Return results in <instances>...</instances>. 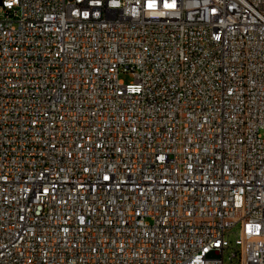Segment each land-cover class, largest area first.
<instances>
[{"label": "built area", "instance_id": "built-area-1", "mask_svg": "<svg viewBox=\"0 0 264 264\" xmlns=\"http://www.w3.org/2000/svg\"><path fill=\"white\" fill-rule=\"evenodd\" d=\"M0 264H264V0H0Z\"/></svg>", "mask_w": 264, "mask_h": 264}, {"label": "rangeland", "instance_id": "rangeland-1", "mask_svg": "<svg viewBox=\"0 0 264 264\" xmlns=\"http://www.w3.org/2000/svg\"><path fill=\"white\" fill-rule=\"evenodd\" d=\"M120 80H122L125 84H130V83L133 82L132 77L130 75H127V74H121L120 75ZM237 231L238 230L233 231V233L230 235V237L228 239V241H230L232 245H234V242H235V240L237 238L236 237V232Z\"/></svg>", "mask_w": 264, "mask_h": 264}]
</instances>
